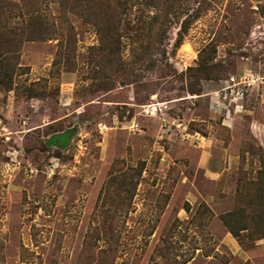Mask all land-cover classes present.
<instances>
[{"label":"rangeland","instance_id":"1","mask_svg":"<svg viewBox=\"0 0 264 264\" xmlns=\"http://www.w3.org/2000/svg\"><path fill=\"white\" fill-rule=\"evenodd\" d=\"M187 2L201 14L181 45L172 46L179 24L166 58L158 54L154 68L132 64L131 82L121 84L120 72L113 89L95 77L98 38L80 16L68 15L70 70L56 62L58 39L23 43L14 88L0 84V264H108L113 256L116 264H264V205L250 203L264 177V83L230 126L210 108V92L231 75L264 76V0ZM40 7L60 22L57 3ZM124 57H134L129 46ZM30 86L44 94L30 97ZM49 125L69 132L64 148L47 145ZM197 129L219 136L215 154L231 144L239 155L235 167H219L222 177L199 165ZM110 177H138L114 219L111 202L100 200ZM229 212L238 236L223 219Z\"/></svg>","mask_w":264,"mask_h":264},{"label":"trees","instance_id":"2","mask_svg":"<svg viewBox=\"0 0 264 264\" xmlns=\"http://www.w3.org/2000/svg\"><path fill=\"white\" fill-rule=\"evenodd\" d=\"M41 1L58 4L60 22L50 18L45 10L41 9ZM22 2L0 0V18L6 16L5 22L0 21V32L9 31V38L6 41L0 39V84L7 90L14 88L15 75L22 67L19 59L25 41L58 39L60 48L56 62L64 63L68 70L71 69V56L76 41L73 25L68 20V15L71 13L80 16L83 24L92 27L97 35L98 43L91 45V49L94 50L91 60L97 69L95 77L97 78L101 72L106 79L105 84H100L104 89L115 88L113 76L120 72L124 75L126 72L135 74L132 64L156 67L160 61L158 54L162 59L167 57V49L171 45L175 28L180 24L172 44L173 48L181 45L191 25L201 14L200 8L192 7L187 0H22ZM15 18L21 19V22L15 21V24H11ZM6 44H9L8 47L2 48V45ZM127 46L134 56L129 60L124 57ZM127 76L125 75L121 84L129 83ZM137 77L139 78V75L136 74L132 81ZM28 91L30 97L44 94L31 86ZM49 128H52V125H49ZM61 130L63 128L53 127L49 134ZM262 172L264 173V169ZM256 182L259 192L250 203L263 206L264 177H257ZM111 183L117 185L115 192H110ZM137 184L138 177L109 178L107 191L104 190L103 200L102 197L100 200L101 207L108 201L111 202L109 208L112 209L110 212L112 219L118 214L117 208H123L133 200L134 192L123 195L122 190H130L131 193V187L135 188ZM108 211L104 212L107 214ZM234 214L229 212L223 216V219L229 230L238 236V230L230 224L233 220L231 216ZM154 228L150 230L149 235L153 233ZM246 228H248L246 225L241 227V229ZM117 250L114 246L109 249L113 253ZM114 257L108 264H116ZM94 264L101 263L97 261Z\"/></svg>","mask_w":264,"mask_h":264},{"label":"built area","instance_id":"3","mask_svg":"<svg viewBox=\"0 0 264 264\" xmlns=\"http://www.w3.org/2000/svg\"><path fill=\"white\" fill-rule=\"evenodd\" d=\"M262 83L264 76L250 69L239 75H231L223 81L219 89L210 92L211 110L221 115L223 124L230 126L237 116L246 112L247 94ZM157 109V105L152 104L146 111L153 114Z\"/></svg>","mask_w":264,"mask_h":264},{"label":"crops","instance_id":"4","mask_svg":"<svg viewBox=\"0 0 264 264\" xmlns=\"http://www.w3.org/2000/svg\"><path fill=\"white\" fill-rule=\"evenodd\" d=\"M199 121L203 123L207 122V126H213L212 122L207 120L206 118H201ZM194 134L198 135V137L202 139L201 141H203V144L200 145L203 149L201 150L199 165L204 169L207 177H222V172L224 169H226L225 167L224 169L220 170L219 167H221L222 165H229V168L236 166L239 155L230 154L228 152L229 149H231V144H229V146L223 144V146L219 148L221 149L220 151H222V153L215 154L214 151L217 150L215 144H219V142H221V139L217 134H214V136H209V133H201L198 129L194 131Z\"/></svg>","mask_w":264,"mask_h":264},{"label":"water","instance_id":"5","mask_svg":"<svg viewBox=\"0 0 264 264\" xmlns=\"http://www.w3.org/2000/svg\"><path fill=\"white\" fill-rule=\"evenodd\" d=\"M68 135H69L68 131L61 132V133H55L47 139V145L49 146L57 145V146L64 148L68 141Z\"/></svg>","mask_w":264,"mask_h":264}]
</instances>
